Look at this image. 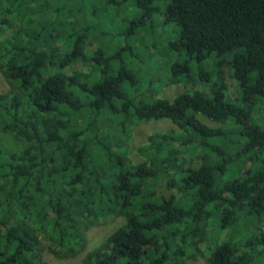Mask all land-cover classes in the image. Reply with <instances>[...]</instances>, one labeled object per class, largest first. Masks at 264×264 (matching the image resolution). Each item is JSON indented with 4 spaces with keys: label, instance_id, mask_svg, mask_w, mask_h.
Here are the masks:
<instances>
[{
    "label": "trees",
    "instance_id": "obj_1",
    "mask_svg": "<svg viewBox=\"0 0 264 264\" xmlns=\"http://www.w3.org/2000/svg\"><path fill=\"white\" fill-rule=\"evenodd\" d=\"M0 76V264H264V0H0Z\"/></svg>",
    "mask_w": 264,
    "mask_h": 264
},
{
    "label": "rangeland",
    "instance_id": "obj_2",
    "mask_svg": "<svg viewBox=\"0 0 264 264\" xmlns=\"http://www.w3.org/2000/svg\"><path fill=\"white\" fill-rule=\"evenodd\" d=\"M148 31V30H147ZM150 32V31H149ZM148 41L150 37L147 36L146 38ZM209 63L207 64H202V66H197L196 64L192 66L193 71L191 75L189 76L188 81L187 80H181L177 84L171 83L170 85L164 86V88L161 90L162 96L169 98L177 93L192 89L191 87L197 88V87H202L201 82H199V72L207 67ZM234 81V80H232ZM178 82V81H174ZM236 84V82L234 81ZM237 86V84H236ZM162 84L158 85L155 87V89H161ZM7 85L4 82V80L0 76V93L6 91ZM200 89V88H197ZM234 88H232L233 90ZM258 117L256 113L253 114V120ZM261 119V118H260ZM257 125H263L264 126V119L261 120H255ZM210 124V123H209ZM210 125H213L212 123ZM132 128V135L129 138V145L133 149L132 152L134 153V157H137L135 155V151L140 148V146L144 145L146 143L147 137L154 134V133H163L167 132L170 129H175V127L167 120H158V121H148V122H140V123H133L131 124ZM139 158V157H138ZM160 193L164 195L171 194L173 192L161 188ZM215 218L211 219V222H214ZM209 226H211V223ZM123 223L121 219H112L108 218L101 222L100 224H96L92 226L85 234V237L87 239V246H86V252L89 250H92L93 248L99 246L103 240L118 226H120ZM243 222L242 220H238V226H234L231 230H226L221 233L220 232H213L209 231L213 235L214 238H219L224 240L230 239L229 236L232 235L234 239L241 241L242 240V235L239 233V229L242 226ZM202 249L204 250V257L202 259H198L195 261H188L185 264H205V259L207 257V251L205 250V246L202 245ZM85 253L81 254L80 256L70 259V260H56L50 255H45L46 260L48 261L49 264H81V260L84 257ZM264 259V257H263Z\"/></svg>",
    "mask_w": 264,
    "mask_h": 264
}]
</instances>
